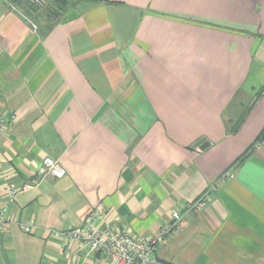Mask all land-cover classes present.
<instances>
[{
	"label": "crops",
	"instance_id": "crops-1",
	"mask_svg": "<svg viewBox=\"0 0 264 264\" xmlns=\"http://www.w3.org/2000/svg\"><path fill=\"white\" fill-rule=\"evenodd\" d=\"M57 1L0 0V264H108L53 230L152 237L226 172L155 264H264V0Z\"/></svg>",
	"mask_w": 264,
	"mask_h": 264
},
{
	"label": "built area",
	"instance_id": "built-area-1",
	"mask_svg": "<svg viewBox=\"0 0 264 264\" xmlns=\"http://www.w3.org/2000/svg\"><path fill=\"white\" fill-rule=\"evenodd\" d=\"M20 1L26 2L37 10H43L48 5V0ZM33 26L36 28L34 24ZM14 122V115L0 113V136ZM259 145L260 142H257L256 146ZM66 174L67 170L61 162L49 156L43 159L38 170L40 178L54 177L60 179ZM228 176H230L229 172L222 174L199 198L188 202L181 210H172L171 222L162 226L152 237L138 238L131 234L127 227H117L110 218L107 206L102 201L90 208L82 226L65 230H53V235L58 238L65 237L81 242L90 252L106 256L108 264H155L158 247L165 245L175 233L181 231L188 224L189 216L192 213L200 211L206 206L209 194L217 189ZM28 187V183L23 184L21 187L8 186V192L11 198H14L19 192L26 190ZM6 224L7 218L0 206V227L2 231L6 230ZM22 228L26 231L31 230V226L27 224H22Z\"/></svg>",
	"mask_w": 264,
	"mask_h": 264
},
{
	"label": "trees",
	"instance_id": "trees-1",
	"mask_svg": "<svg viewBox=\"0 0 264 264\" xmlns=\"http://www.w3.org/2000/svg\"><path fill=\"white\" fill-rule=\"evenodd\" d=\"M57 3H58V6H59V11L61 10H63L62 8H63V6H65V5H67V2L65 1V0H60L59 2L57 1ZM56 12L58 13V10H56ZM245 115V114H244ZM243 121H244V116L243 117H241L232 127H231V131L232 132H236L238 129H239V127L241 126V124L243 123ZM264 139V130L262 131V133L259 135V137H258V139H257V141H259V142H261L262 140ZM244 158V156H241V157H239V159L238 160H241V159H243Z\"/></svg>",
	"mask_w": 264,
	"mask_h": 264
},
{
	"label": "water",
	"instance_id": "water-1",
	"mask_svg": "<svg viewBox=\"0 0 264 264\" xmlns=\"http://www.w3.org/2000/svg\"><path fill=\"white\" fill-rule=\"evenodd\" d=\"M209 145V142L205 140V138L199 139L195 142L194 146H200L201 148H206Z\"/></svg>",
	"mask_w": 264,
	"mask_h": 264
}]
</instances>
